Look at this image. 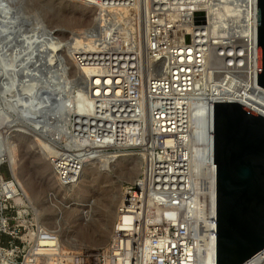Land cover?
Listing matches in <instances>:
<instances>
[{
	"label": "built area",
	"instance_id": "2783aa9c",
	"mask_svg": "<svg viewBox=\"0 0 264 264\" xmlns=\"http://www.w3.org/2000/svg\"><path fill=\"white\" fill-rule=\"evenodd\" d=\"M87 1L102 10L98 29L111 33L95 36L97 49L74 53L90 69L84 89L93 105L67 115L51 108L43 121L56 190L77 187L87 164L114 153L143 152L140 173L125 189L109 245L95 254H65L59 231L34 212L11 215L26 193L0 173V264H217V195L214 204L208 193L217 174L208 148L214 102H236L220 94L228 80L259 93L258 0ZM113 7L135 9L138 36L128 27L134 16L117 19L105 12ZM125 27L127 37L118 32ZM54 192L47 198L59 210ZM256 255L244 264H258Z\"/></svg>",
	"mask_w": 264,
	"mask_h": 264
},
{
	"label": "rangeland",
	"instance_id": "374dc122",
	"mask_svg": "<svg viewBox=\"0 0 264 264\" xmlns=\"http://www.w3.org/2000/svg\"><path fill=\"white\" fill-rule=\"evenodd\" d=\"M99 9L87 0H1L0 5V173L14 176L26 193L25 198H15L18 203L12 202L10 214L34 212L59 231L67 250L92 254L109 245L117 209L126 187L137 181L144 153L132 152L121 165L116 163L120 155L110 161L92 160L77 187L59 191L50 160L55 149L45 139L43 121L51 118V108L67 115L89 107H81L84 97L87 104L90 99L74 53L87 48L78 40L85 32L93 43L89 50L99 47L92 37L99 33ZM131 9L132 15L123 21L131 22ZM134 18L128 27L134 25L138 34L140 24ZM51 192L69 205L56 202L57 211L47 198ZM4 215L8 217V210Z\"/></svg>",
	"mask_w": 264,
	"mask_h": 264
},
{
	"label": "water",
	"instance_id": "95a60500",
	"mask_svg": "<svg viewBox=\"0 0 264 264\" xmlns=\"http://www.w3.org/2000/svg\"><path fill=\"white\" fill-rule=\"evenodd\" d=\"M258 85L264 87V0H258ZM217 264H244L264 249V116L214 102Z\"/></svg>",
	"mask_w": 264,
	"mask_h": 264
},
{
	"label": "bare ground",
	"instance_id": "6f19581e",
	"mask_svg": "<svg viewBox=\"0 0 264 264\" xmlns=\"http://www.w3.org/2000/svg\"><path fill=\"white\" fill-rule=\"evenodd\" d=\"M253 1V0H252ZM0 5H1V0H0ZM130 9H131V7H130ZM129 8H123V7H113V8H111V9H109V11H105L106 13H108L109 12V14H111V15H113V17H115V18H117V19H119L120 18V20H123V19H121L122 17H129V16H131L132 14H131V10H130ZM99 11H101L102 12V10H100L99 9ZM100 12V13H101ZM135 12V11H134ZM100 13H99V15H100ZM99 19V18H98ZM126 19H128V18H126ZM131 19V18H130ZM129 21V20H128ZM139 21V20H138ZM98 23V22H97ZM95 26H98V28H99V25L97 24V25H95ZM130 26V25H129ZM91 28H93V26L91 27ZM138 28H139V25H138ZM90 28H88V30H89ZM97 29V28H96ZM140 29V28H139ZM86 30V29H85ZM88 30H86V31H88ZM93 30V29H92ZM94 31V30H93ZM98 31H99V33L97 34V33H95L94 34V36H92L93 37V39L95 40V42L97 43V40L95 39V36H100V38H105V33H108L109 34V32H110V30H107V31H105V32H102V30H99L98 29ZM136 31V30H135ZM140 31V30H139ZM85 32V31H84ZM89 32L91 33V31L89 30ZM118 32H119V34H121L122 36H125V37H127L128 35H129V33H128V30L126 29V27L124 28V29H120V31L118 30ZM94 33V32H93ZM93 33H92V35H93ZM111 33V32H110ZM85 34V36H86V32L84 33ZM83 35V34H82ZM117 35H118V33H117ZM137 35H139V33L137 34ZM144 35V34H143ZM85 36H78V40L81 42V44H84L85 45V47H87L85 50H87V51H90L89 49L90 48H93L92 47V45H91V41H89V39L87 40V38L85 37ZM88 36H89V34H88ZM91 38V37H90ZM77 40V41H78ZM68 44H69V42H68ZM93 44V43H92ZM97 45H99V43H97ZM100 46V45H99ZM95 47V46H94ZM97 49V48H96ZM93 50V49H92ZM210 66H212L213 65V63H211L210 62ZM77 65V64H76ZM78 66V65H77ZM78 68H79V70H80V72H81V77H82V83H83V85H84V77H85V74H88L89 73V71H90V69L89 68H87V67H84V68H81V67H79L78 66ZM256 88H257V91H259V93L258 94H256V91L254 90V91H250V92H246V90H243V88H240L239 87V84L237 83V81H233V80H228L227 81V83H226V85L222 88L223 89V91L220 93V94H222V97H225L226 99H232V100H234V101H236V102H239V103H241L242 105H244V106H246L248 109H250V110H252V111H254V112H256L257 114H259V115H261V116H264V87H262V86H259V85H257V86H255ZM260 91H261V93H262V96L261 95H259L260 94ZM99 93V92H98ZM97 93V94H98ZM87 97V96H86ZM86 97H84L82 100H81V107L82 106H86V105H89V106H92L93 105V99H91V98H88V100H89V102H88V104H87V100H86ZM89 97V96H88ZM200 124V118H199V116L198 115H194V116H192V121H191V125H192V131L194 132V135L196 136L197 134H196V132L198 133V125ZM208 148L210 149V151H211V153H212V155H213V158H214V143H211L210 145H208ZM195 151H197V147L195 146ZM120 155V156H119ZM130 155H133L132 154V152H130V153H114V154H111V155H107V156H105V159H101L100 161H102V160H107V161H110L112 158H115V157H118L119 156V158L117 159V161H116V163L118 162L119 163V165H121L122 163H126V160L128 159V158H130ZM132 157V156H131ZM12 159H14V156L12 155V157H11V160ZM94 160V159H93ZM95 161H99V159L98 160H95ZM91 163V162H90ZM89 163V164H90ZM1 164V163H0ZM89 164H87V166H86V168H85V171H84V173H83V175L86 173V171L88 170V168H89ZM16 163H12V167H13V169L14 170H16ZM118 166V165H117ZM127 167V166H126ZM13 170V171H14ZM120 170V169H119ZM15 172V171H14ZM83 175L81 176V178H80V180L83 178ZM216 179H217V174H216V172L214 171L212 174H210L209 175V180H208V182H209V191H208V193H209V202H211V200L213 201V203L215 204L216 203V195H217V190H216V187H215V184H216ZM211 181H213V185L211 186ZM133 182V181H132ZM79 183H80V181L77 183V186L79 185ZM11 186H12V188H13V190H16V187L14 186V185H12V183H11ZM76 186V185H75ZM73 189V188H72ZM124 197H125V195H124ZM123 202V200L121 201V203ZM73 204H77V203H73ZM83 204V203H82ZM87 205V204H86ZM121 205V204H120ZM83 206H85V205H83ZM66 207V206H65ZM120 207V206H119ZM119 207H118V209H117V218H118V215H119V212H118V210H119ZM69 209V208H68ZM65 212H67L66 210H65ZM86 216V215H85ZM116 218V219H117ZM86 219V218H85ZM59 235H61L60 233H59ZM30 236L31 237H33L34 236V232L33 233H30ZM61 237V236H60ZM102 240H104L103 238L102 239H100L99 241L100 242H102ZM59 244H60V246H61V248L63 249V252L65 253V254H71V253H75V252H80V251H76V250H73V249H71V250H67L66 248H65V246L62 244V238L59 240ZM42 243L43 244H51V243H53V241H42ZM47 249H44L43 251H46ZM50 252H51V250H49ZM252 261H254V263L255 262H257L258 264H264V249L263 250H261L259 253H258V255H256V257L255 258H253L252 259ZM44 264H53V262H52V257L48 260L47 259V261H46V263H44Z\"/></svg>",
	"mask_w": 264,
	"mask_h": 264
}]
</instances>
